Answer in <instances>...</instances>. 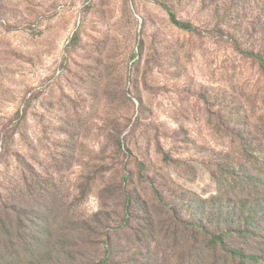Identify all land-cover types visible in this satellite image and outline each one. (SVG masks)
Returning a JSON list of instances; mask_svg holds the SVG:
<instances>
[{
    "label": "rangeland",
    "instance_id": "rangeland-1",
    "mask_svg": "<svg viewBox=\"0 0 264 264\" xmlns=\"http://www.w3.org/2000/svg\"><path fill=\"white\" fill-rule=\"evenodd\" d=\"M258 2L0 0V264H216L196 220L264 192Z\"/></svg>",
    "mask_w": 264,
    "mask_h": 264
},
{
    "label": "trees",
    "instance_id": "trees-1",
    "mask_svg": "<svg viewBox=\"0 0 264 264\" xmlns=\"http://www.w3.org/2000/svg\"><path fill=\"white\" fill-rule=\"evenodd\" d=\"M230 1L235 8L244 7L248 2V0ZM257 4L261 5L262 3L258 2ZM163 7L169 12L175 25L187 31H197L194 25L181 21L172 8L166 5ZM262 9L264 11V4H262ZM263 15H261L262 18ZM262 18L259 15L258 22L252 26L253 34L257 36V49L243 52V55L253 59L257 63L259 72L264 77V30L257 32V29L261 27L260 20ZM252 27L250 28L252 29ZM235 44L239 47L237 41H235ZM256 178L257 180L254 179V183H245L241 186V190L233 188L234 186L230 185L229 191L236 194L229 199L226 208L222 207L219 209L218 221L213 222L210 220L207 222L208 218H204V213L202 217L199 216L198 220H196L201 225L195 224L193 226L205 238V248L208 250L207 257L214 258L216 264H264V192H260L259 188H254L255 185L258 186L256 183L260 180V177L257 176ZM250 188L252 189L251 191H249ZM130 199L128 197V205H130ZM213 200H221V198L218 197ZM221 203L225 204L222 200ZM172 211L173 215H175L174 217H176L178 215L177 210L172 209ZM12 221L13 219L11 218L10 222ZM42 222L45 225L42 228L43 231H47L50 223L44 219ZM3 227L6 228V225ZM211 227H214L215 230L211 231ZM197 231H195V234H198ZM50 235L52 238L53 235L51 233ZM236 240L244 241L246 244L254 243L256 247L255 252L247 254L242 249L237 250L233 244ZM106 248L107 254H109L112 250L111 240L110 244L106 245ZM0 262H5V258L0 257Z\"/></svg>",
    "mask_w": 264,
    "mask_h": 264
}]
</instances>
